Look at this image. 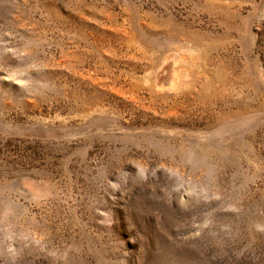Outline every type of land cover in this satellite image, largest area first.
Listing matches in <instances>:
<instances>
[{
    "label": "rangeland",
    "instance_id": "1",
    "mask_svg": "<svg viewBox=\"0 0 264 264\" xmlns=\"http://www.w3.org/2000/svg\"><path fill=\"white\" fill-rule=\"evenodd\" d=\"M0 264H264V0H0Z\"/></svg>",
    "mask_w": 264,
    "mask_h": 264
}]
</instances>
